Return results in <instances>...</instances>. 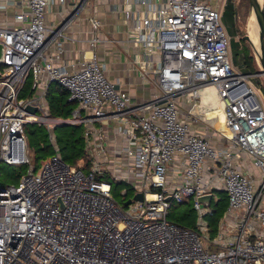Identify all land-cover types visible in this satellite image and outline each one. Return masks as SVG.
I'll return each instance as SVG.
<instances>
[{"label":"built area","instance_id":"1","mask_svg":"<svg viewBox=\"0 0 264 264\" xmlns=\"http://www.w3.org/2000/svg\"><path fill=\"white\" fill-rule=\"evenodd\" d=\"M220 1L112 5L138 75L159 91L138 101L99 62L95 4L90 55L64 57L68 29L90 0H72L57 24L47 23V6L67 0H2L4 8H20L12 25L0 24V161L28 170L16 185L0 186V264H264V108L253 74L229 60ZM29 75L31 93L22 97ZM51 83L78 104L70 118L49 115ZM203 96L220 103L223 131L197 111ZM28 122L84 124L89 169L69 165L55 150L34 172ZM104 168L143 200L118 204L111 184L97 178ZM215 190L226 192L228 206L214 238L167 221L172 203L191 196L206 231L208 209L197 198Z\"/></svg>","mask_w":264,"mask_h":264},{"label":"rangeland","instance_id":"2","mask_svg":"<svg viewBox=\"0 0 264 264\" xmlns=\"http://www.w3.org/2000/svg\"><path fill=\"white\" fill-rule=\"evenodd\" d=\"M261 6L264 10V0H261ZM220 23L227 35L231 37L229 60L236 71H242L248 74H253L251 81L253 88L258 95L264 108V74L259 62V57L256 55L250 41L243 36L247 34V24L252 16V11L248 0H221L219 7ZM251 58L250 67L244 63V59ZM31 76H28L24 89L21 93L22 97L30 95ZM27 87V89H26ZM62 103V102H61ZM58 103V107L64 108L65 111L78 108L76 102L67 103L66 105ZM54 114L51 110V117L70 118L71 111L68 115ZM199 113L206 117V121L213 124L216 122L218 129H223V117L221 113H213L205 108H201ZM84 115V112H81ZM201 126H203L201 124ZM26 134L27 153L31 158V165L34 172L38 171L41 166L56 152L62 160L69 165H82L88 160L85 147L84 124L70 125L57 124L47 122H28L24 126ZM49 134L53 136L54 142L50 141ZM27 165H11L4 161H0V186L7 187L16 185L21 177L27 173ZM97 178L108 181L111 184L110 193L113 199L124 206V202L133 197L134 190L130 184L125 181H118L112 178V173L104 168L97 174ZM123 191L126 193L122 194ZM228 206V197L224 190H215L212 194L211 201L207 207L208 215L204 218L207 229L201 231L198 224V214L193 208V197H187L183 203L173 202L168 215L167 221L174 222L185 228L197 231L200 235H206L209 239L214 238L218 232V226L226 213ZM211 246V251H217Z\"/></svg>","mask_w":264,"mask_h":264},{"label":"crops","instance_id":"3","mask_svg":"<svg viewBox=\"0 0 264 264\" xmlns=\"http://www.w3.org/2000/svg\"><path fill=\"white\" fill-rule=\"evenodd\" d=\"M118 0H90V5L87 10L81 13L74 23L68 29V35L71 37L65 40L64 43V57L67 61L76 62L83 54L90 55L91 48L89 40L91 38V28L89 17L93 14L92 8L94 4L98 7L97 17L100 20L98 29V36L100 42L95 48V52L99 58V62L110 81H118L119 86L126 90L135 100L144 101L158 94V90L153 86L151 79L142 80L138 75L137 70L131 62L133 50L127 47L126 27L121 22V14L113 11V4ZM124 1V0H123ZM127 1V0H126ZM2 0H0V3ZM70 2L67 0L66 4L55 2L47 6L46 21L49 24H57L63 17H65L70 10ZM19 6L8 4L6 7L0 6V24L6 22L12 25V15L19 10ZM210 112L216 113L205 105H200ZM202 115V114H201ZM223 117V116H222ZM203 118L206 117L203 115ZM224 121V120H223ZM217 127L218 124L213 123ZM224 130V122L222 123ZM196 130L201 131L202 127L195 126ZM107 133L112 137V131L115 130L113 122L107 126ZM195 128H193L194 130ZM219 130V129H218ZM112 143V141H111ZM117 144H119L117 140ZM174 164L168 165L169 168Z\"/></svg>","mask_w":264,"mask_h":264},{"label":"water","instance_id":"4","mask_svg":"<svg viewBox=\"0 0 264 264\" xmlns=\"http://www.w3.org/2000/svg\"><path fill=\"white\" fill-rule=\"evenodd\" d=\"M250 9L252 13L254 14L256 21L259 26V48H260V53H259V62L262 67V74H264V10L261 6V3L258 0H248ZM246 40L250 41L249 36L246 34L243 36ZM2 52H3V46L0 44V63L2 60ZM31 113L35 112V108H30L28 109ZM212 195L207 194L203 195L197 198V200L204 205L208 206L210 203ZM143 198V194L141 192H138L133 195V197L128 198L125 202L124 205H128L131 203L132 200L136 201H141ZM170 197L167 196L166 200H169Z\"/></svg>","mask_w":264,"mask_h":264},{"label":"trees","instance_id":"5","mask_svg":"<svg viewBox=\"0 0 264 264\" xmlns=\"http://www.w3.org/2000/svg\"><path fill=\"white\" fill-rule=\"evenodd\" d=\"M244 63H247L248 67H250L251 58L249 59V61L244 59ZM26 89H27V87H26ZM46 101H47L49 111L51 110L54 114H62L63 112H65L64 114L68 115L69 112L73 110L72 109V110L65 111L64 108L58 107L59 102L60 103L62 102L61 104H63V105H66L67 103H73V102L68 100V92L65 89L61 88L56 83H51L49 85ZM85 151L86 150L84 147V153H85ZM30 161L32 162L31 158H30ZM90 165H91V163H90L89 159L88 160L86 159L85 163H83L82 165H78V166H80L84 170H88Z\"/></svg>","mask_w":264,"mask_h":264},{"label":"bare ground","instance_id":"6","mask_svg":"<svg viewBox=\"0 0 264 264\" xmlns=\"http://www.w3.org/2000/svg\"><path fill=\"white\" fill-rule=\"evenodd\" d=\"M258 1L261 2V0H258ZM247 35L249 36L250 43L252 44L256 55L259 57V53H260L259 37H258L259 26H258V23H257L256 18H255L253 13H252V16L250 17L248 24H247ZM202 104L207 106L212 111L222 114L221 105L218 101L211 100V99L206 98V96H203V97H201V101L198 104L197 110L200 107V105H202ZM136 193H138V192H136ZM205 195H207V194H205ZM142 200H143V198H142ZM134 201H136V200H134Z\"/></svg>","mask_w":264,"mask_h":264}]
</instances>
